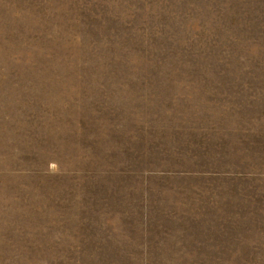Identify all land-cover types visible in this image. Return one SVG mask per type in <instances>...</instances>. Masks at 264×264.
Masks as SVG:
<instances>
[{"label":"rangeland","instance_id":"374dc122","mask_svg":"<svg viewBox=\"0 0 264 264\" xmlns=\"http://www.w3.org/2000/svg\"><path fill=\"white\" fill-rule=\"evenodd\" d=\"M0 264H264V0H0Z\"/></svg>","mask_w":264,"mask_h":264}]
</instances>
